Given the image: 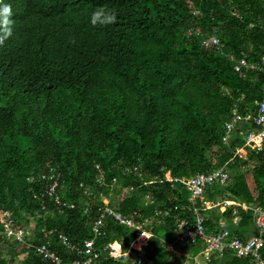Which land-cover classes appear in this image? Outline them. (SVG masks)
I'll return each mask as SVG.
<instances>
[{
	"label": "trees",
	"instance_id": "obj_1",
	"mask_svg": "<svg viewBox=\"0 0 264 264\" xmlns=\"http://www.w3.org/2000/svg\"><path fill=\"white\" fill-rule=\"evenodd\" d=\"M3 2L12 32L0 43V213L27 235L8 238L0 220V264H53L42 246L65 264L83 263L84 243L94 238L92 264L142 257L143 264H191L206 244L178 240V220L195 224L180 180L218 169L230 180L198 202L214 206L201 212L206 234L258 236L264 147L243 148L236 132L229 143L223 137L233 110L255 114L263 98L264 76L236 72L228 56L244 54L251 64L264 54V0ZM212 36L221 50L202 46ZM249 160L256 163L251 183L237 171ZM225 202L237 205L222 211ZM106 207L142 230L107 216L96 237L93 225ZM142 232L151 235L148 245L131 249ZM114 243L131 254L113 259ZM178 249L190 258L176 256ZM225 258L211 254L207 264H256Z\"/></svg>",
	"mask_w": 264,
	"mask_h": 264
},
{
	"label": "built area",
	"instance_id": "obj_2",
	"mask_svg": "<svg viewBox=\"0 0 264 264\" xmlns=\"http://www.w3.org/2000/svg\"><path fill=\"white\" fill-rule=\"evenodd\" d=\"M202 46H214L218 50L220 49V43L216 38L203 40ZM228 57L235 62L236 72L239 73L244 70H252L264 76V54L261 56L259 61L251 64L244 54L238 60H235L231 55ZM262 93L263 98L262 101L258 104L255 114H248L247 116H243L239 114L237 110L232 111V119L225 125V136L223 137L224 142H228L230 137L236 132L245 141V145L243 146V148H252L253 150L256 149L258 151L263 148L264 85ZM246 124H248L251 128L244 129V126H246ZM42 179L45 180L44 177H42ZM168 180L172 181L171 178ZM229 180L230 174L225 171V169H218L206 174L196 175L190 179L180 180V182L187 188V190L191 194L189 202L194 206L195 224H190L187 220H178V240H185L187 242L189 241L192 244H195L197 240L204 241L206 245L202 256H205L207 259H209L211 254H218L220 258H224L226 254H230L233 257H249L253 261H255L256 264H264V255L262 254L264 245V210L260 207L254 209V225L255 229L258 231V236H253L248 240H242L239 237L232 235L229 231H222L216 234H206L205 232L204 216L201 213L204 209V206H199L198 202L203 201L205 193L208 189L216 185H226ZM48 181L50 182V191L51 193H53V191L57 187V182L53 181L52 178H50V180ZM232 203L233 202H225L224 207L222 208L223 211L227 206H235L231 205ZM105 205L107 206L108 204ZM206 207L212 208L214 206L206 204ZM243 208L247 207L244 206ZM170 213L171 211H166L164 213L159 211L156 212L157 215H162L164 218L170 217ZM2 215L5 216H3V219L0 220L5 224L7 237L11 238L12 236H15L19 242H23L25 238L24 235H27V233H24L23 231L15 233L12 230V222L9 220V214L4 212L2 213ZM107 216L112 217L115 221L120 222L128 229H135L139 231L142 230V225H137L132 219L123 217V215L115 209L106 207L103 213L100 215L99 219L94 222L92 230L96 237H99L101 235L100 228L103 220ZM140 236L141 233L138 234L137 240ZM148 240L146 241L145 246H147ZM95 243V238L84 243V254L88 255L89 257L85 259L83 263L74 261L69 264H92L93 260L98 258V254L94 251ZM70 248L75 249V246L70 245ZM109 248L110 256L113 259L120 260L122 258H127V256L131 254L130 251L124 252L121 246L120 253L118 254L113 250L112 245H109ZM131 249L133 248L131 247ZM39 252L42 254L45 261H50L53 264H65L62 259L58 258L54 254H51L46 246H42L39 249ZM137 263L143 264L142 258H138Z\"/></svg>",
	"mask_w": 264,
	"mask_h": 264
},
{
	"label": "rangeland",
	"instance_id": "obj_3",
	"mask_svg": "<svg viewBox=\"0 0 264 264\" xmlns=\"http://www.w3.org/2000/svg\"><path fill=\"white\" fill-rule=\"evenodd\" d=\"M237 150L239 151V150H240V147L237 148ZM246 152H248V151H246ZM240 157H241L243 160H247V159H248V156H246L245 153L240 154ZM255 165H256L255 161H253V160H249V162H248L247 165H243V164H241L240 167L237 169V171H239V172H241V173H245L246 180H247L249 183H251V179H252L251 171L253 170V168H254ZM167 178L170 179V175H169V174H167ZM208 190H209V189H208ZM128 192H129L128 190H124V191H122L121 196H120V199H123L124 196H126ZM120 199H119V200H120ZM104 203H105V204H109V201H108V200H104ZM204 204H210V203L204 202ZM231 205H235V206H236V204H233V203H232ZM221 210L223 211V209H221ZM224 210H225V209H224ZM3 216H5V215H2V213H0V219H3ZM234 223L236 224V220H234ZM141 236H142V235H141ZM141 236H140V237H141ZM177 236H178V234H177ZM140 237H139V239H140ZM149 238H150V236H149V234H148V238H147L146 240H141V241L139 242V239H138V240L133 244V246H132L133 250H136V251H139V252L142 251V249L146 247L145 244H146V241H147ZM147 245H148V243H147ZM118 246H119V245H118ZM144 246H145V247H144ZM112 247H113V249L116 248V247H115V244L112 245ZM171 247H172V246H167V248H171ZM116 249H117V248H116ZM118 249H119V248H118ZM4 250H6V249H4ZM114 250H115V249H114ZM115 251H116L117 254L120 253V249H119V250H115ZM181 254L184 255V256L186 257V259H189V258H190L188 252L181 253V252L179 251V249H178L177 251H175V255H176V256H180ZM132 257H133V260H134L135 258H137V256H135V255H133ZM139 257H140V256H139ZM6 258H8V257H6ZM142 258H143V257H142ZM208 260H209V259H207L205 256H198V257L195 258L193 261H191V264H207ZM222 260H223V262H227V261L231 260V258H222Z\"/></svg>",
	"mask_w": 264,
	"mask_h": 264
},
{
	"label": "clouds",
	"instance_id": "obj_4",
	"mask_svg": "<svg viewBox=\"0 0 264 264\" xmlns=\"http://www.w3.org/2000/svg\"><path fill=\"white\" fill-rule=\"evenodd\" d=\"M12 16V9H11V6L7 3H4L3 0H0V32H2L3 34L0 35V43L3 42V39L6 38L7 36L11 35V32H12V28H11V25H12V20L10 19V17ZM115 17L114 16H109L108 17V20L111 21V20H114ZM212 38H216L218 41L219 39L216 37V36H212V37H209V38H203L202 40H210ZM220 43V42H219ZM205 47V46H204ZM210 47H214V46H210ZM221 47V46H220ZM206 48H209V47H206ZM216 48V47H215ZM218 50V49H217ZM221 50V48L219 49ZM225 136V135H224ZM231 139V137H230ZM229 139V141H230ZM228 142H225V143H229ZM264 147V146H263ZM204 200V198H203ZM207 205H212V204H207ZM204 208L205 209H209L206 207V204H203ZM213 206V205H212ZM213 208V207H212ZM222 209V208H221ZM144 232H142L141 234H143ZM149 236L151 237V235L149 234ZM137 241V239H136ZM135 241V242H136ZM149 241V240H148ZM116 244V243H114ZM113 244V245H114ZM118 244V243H117ZM201 256V255H200Z\"/></svg>",
	"mask_w": 264,
	"mask_h": 264
},
{
	"label": "bare ground",
	"instance_id": "obj_5",
	"mask_svg": "<svg viewBox=\"0 0 264 264\" xmlns=\"http://www.w3.org/2000/svg\"><path fill=\"white\" fill-rule=\"evenodd\" d=\"M141 235H142V236L140 237L139 242H140L141 240H145V239L148 238V233H143V234H141ZM118 245H119V244H117V243L115 244V247L117 248V249L114 248L115 250H119V249H120V246H118ZM112 248H113V247H112ZM118 248H119V249H118ZM114 249H113V250H114ZM115 250H114V251H115Z\"/></svg>",
	"mask_w": 264,
	"mask_h": 264
},
{
	"label": "crops",
	"instance_id": "obj_6",
	"mask_svg": "<svg viewBox=\"0 0 264 264\" xmlns=\"http://www.w3.org/2000/svg\"><path fill=\"white\" fill-rule=\"evenodd\" d=\"M254 232H255V230H253V231L250 233V235H249L250 237H249V238H251V237H253V236H254V235H253V234H254ZM224 258H225V257H224Z\"/></svg>",
	"mask_w": 264,
	"mask_h": 264
}]
</instances>
